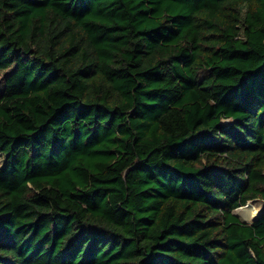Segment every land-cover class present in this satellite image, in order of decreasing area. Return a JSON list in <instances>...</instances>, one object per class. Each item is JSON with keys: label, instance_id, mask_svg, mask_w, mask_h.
I'll list each match as a JSON object with an SVG mask.
<instances>
[{"label": "trees", "instance_id": "1", "mask_svg": "<svg viewBox=\"0 0 264 264\" xmlns=\"http://www.w3.org/2000/svg\"><path fill=\"white\" fill-rule=\"evenodd\" d=\"M0 153V264H264V0H0Z\"/></svg>", "mask_w": 264, "mask_h": 264}, {"label": "rangeland", "instance_id": "2", "mask_svg": "<svg viewBox=\"0 0 264 264\" xmlns=\"http://www.w3.org/2000/svg\"><path fill=\"white\" fill-rule=\"evenodd\" d=\"M5 156L0 153V166L5 162ZM264 207L263 200H255L248 204V207H239L235 214L240 217V219L244 222L253 221L258 215L262 212Z\"/></svg>", "mask_w": 264, "mask_h": 264}, {"label": "built area", "instance_id": "3", "mask_svg": "<svg viewBox=\"0 0 264 264\" xmlns=\"http://www.w3.org/2000/svg\"><path fill=\"white\" fill-rule=\"evenodd\" d=\"M248 204H249V203H248ZM248 204H246V205H244V206H241V207H243V208H244V207H248Z\"/></svg>", "mask_w": 264, "mask_h": 264}, {"label": "water", "instance_id": "4", "mask_svg": "<svg viewBox=\"0 0 264 264\" xmlns=\"http://www.w3.org/2000/svg\"><path fill=\"white\" fill-rule=\"evenodd\" d=\"M263 209H264V207H263ZM254 221H255V220H253L252 222H248V223H250V224H251V223H253Z\"/></svg>", "mask_w": 264, "mask_h": 264}]
</instances>
